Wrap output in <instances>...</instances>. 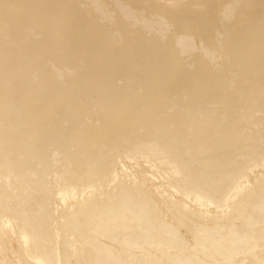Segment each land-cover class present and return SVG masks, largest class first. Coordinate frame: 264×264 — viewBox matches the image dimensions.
<instances>
[{
    "label": "bare ground",
    "instance_id": "6f19581e",
    "mask_svg": "<svg viewBox=\"0 0 264 264\" xmlns=\"http://www.w3.org/2000/svg\"><path fill=\"white\" fill-rule=\"evenodd\" d=\"M0 264H264V0H0Z\"/></svg>",
    "mask_w": 264,
    "mask_h": 264
}]
</instances>
